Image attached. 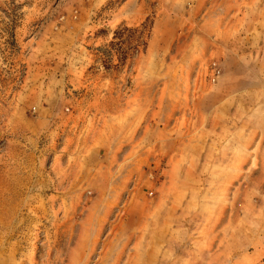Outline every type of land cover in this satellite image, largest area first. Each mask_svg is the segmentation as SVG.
<instances>
[{
    "label": "rangeland",
    "instance_id": "rangeland-1",
    "mask_svg": "<svg viewBox=\"0 0 264 264\" xmlns=\"http://www.w3.org/2000/svg\"><path fill=\"white\" fill-rule=\"evenodd\" d=\"M0 264H264V0H0Z\"/></svg>",
    "mask_w": 264,
    "mask_h": 264
},
{
    "label": "built area",
    "instance_id": "built-area-1",
    "mask_svg": "<svg viewBox=\"0 0 264 264\" xmlns=\"http://www.w3.org/2000/svg\"><path fill=\"white\" fill-rule=\"evenodd\" d=\"M218 74H219V70L215 67L212 68V77H211L212 81L215 80V78L218 76Z\"/></svg>",
    "mask_w": 264,
    "mask_h": 264
},
{
    "label": "trees",
    "instance_id": "trees-1",
    "mask_svg": "<svg viewBox=\"0 0 264 264\" xmlns=\"http://www.w3.org/2000/svg\"><path fill=\"white\" fill-rule=\"evenodd\" d=\"M141 29L143 30V35L145 36V37H147V30H145V26H144V24L142 23L141 24ZM145 31V32H144Z\"/></svg>",
    "mask_w": 264,
    "mask_h": 264
}]
</instances>
